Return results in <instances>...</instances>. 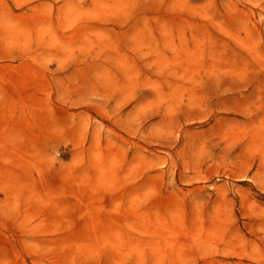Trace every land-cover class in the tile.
Segmentation results:
<instances>
[{
	"label": "rangeland",
	"instance_id": "374dc122",
	"mask_svg": "<svg viewBox=\"0 0 264 264\" xmlns=\"http://www.w3.org/2000/svg\"><path fill=\"white\" fill-rule=\"evenodd\" d=\"M0 264H264V0H0Z\"/></svg>",
	"mask_w": 264,
	"mask_h": 264
}]
</instances>
